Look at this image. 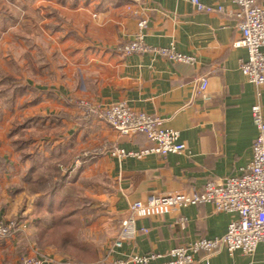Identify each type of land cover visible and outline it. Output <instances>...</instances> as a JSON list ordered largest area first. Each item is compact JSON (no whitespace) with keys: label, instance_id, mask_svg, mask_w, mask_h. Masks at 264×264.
Here are the masks:
<instances>
[{"label":"crops","instance_id":"crops-1","mask_svg":"<svg viewBox=\"0 0 264 264\" xmlns=\"http://www.w3.org/2000/svg\"><path fill=\"white\" fill-rule=\"evenodd\" d=\"M200 1L224 11L199 13L185 0H143L140 6L129 0H0V220L21 225L0 239V264L27 256L83 264L39 239L41 178L50 184L62 179V195L87 202L80 206V237L98 250L91 264L149 255L156 256L151 264H164L175 248L227 233L234 216L198 203L137 218L134 240L115 246L132 204L201 191L210 181L243 176L252 162L258 135L252 108L260 103L264 118V87L240 70L248 51L234 46L241 34L233 1ZM140 15L148 19L149 47L174 48L196 64L154 52L122 55L119 47L135 37ZM201 77L208 78L211 101L197 92ZM80 100L101 107L125 102L158 117L180 133L187 150L115 158L110 150L139 152L149 146L146 137L121 136L103 121L84 118ZM40 224L47 228L50 221ZM195 259L264 264V252L262 246L251 256L223 249Z\"/></svg>","mask_w":264,"mask_h":264},{"label":"built area","instance_id":"built-area-1","mask_svg":"<svg viewBox=\"0 0 264 264\" xmlns=\"http://www.w3.org/2000/svg\"><path fill=\"white\" fill-rule=\"evenodd\" d=\"M135 5L143 0H129ZM193 4L199 13L223 12L222 7L204 5L200 0H185ZM237 7L234 15L241 39L234 43L248 51L247 60L240 62V70L248 82L258 89L264 87V0H232ZM140 6V5H139ZM148 19L140 15L135 37L122 46L119 51L124 56L134 54H155L173 62L187 65L196 64V59L177 53L174 48L153 49L145 43ZM208 78L197 80V92L205 101H211L207 93ZM78 109L87 119H96L107 123L121 136L142 134L149 146L139 152H128L114 148L109 154L115 158H144L157 155L162 158L170 154H183L187 150L180 141V133L164 127V121L130 108L125 102L106 107L94 105L86 100L77 103ZM252 119L258 135L253 145V158L248 172L241 177L223 178L208 182L201 191L168 196H149L145 202H136L131 206V216L121 224V231L115 246L121 248L124 243L134 240L137 234L136 221L139 217L165 215L175 208H183L198 203L211 204L218 212L232 214L227 233L213 240L201 239L188 246L170 251L169 260L164 264H195L196 255L206 252L209 256L226 250L229 254L242 252L253 255L259 246L264 252V118L262 106L257 103L252 108ZM92 154V153H91ZM90 153L84 156L89 157ZM80 160H78L79 162ZM21 225L16 221L0 220V239H9L19 231ZM155 255L132 256L127 260L98 262L97 264H151ZM18 264H57L47 256H27Z\"/></svg>","mask_w":264,"mask_h":264},{"label":"trees","instance_id":"trees-1","mask_svg":"<svg viewBox=\"0 0 264 264\" xmlns=\"http://www.w3.org/2000/svg\"><path fill=\"white\" fill-rule=\"evenodd\" d=\"M62 185V179L53 184L43 178L39 180L38 187L43 190V194L36 200L39 239L45 246H53L79 263H94L98 256L95 248L80 237L84 211L77 199L60 193ZM47 219L50 226L45 228L40 223Z\"/></svg>","mask_w":264,"mask_h":264},{"label":"rangeland","instance_id":"rangeland-1","mask_svg":"<svg viewBox=\"0 0 264 264\" xmlns=\"http://www.w3.org/2000/svg\"><path fill=\"white\" fill-rule=\"evenodd\" d=\"M71 190V189H70ZM75 190V189H74ZM73 194V193H72ZM75 196V195H74ZM71 197H73V196H71ZM74 199H77V198H75V197H73ZM78 204H79V206H81V205H85V204H87V202H85L83 199H80L79 200V202H78ZM91 246H93V245H91ZM94 248H95V246H93ZM54 249H56L55 247H54ZM58 252H60L58 249H56ZM95 250H96V252H97V255H98V250H97V248H95ZM60 253H62V252H60ZM64 254H66V253H64ZM67 255V254H66ZM67 256H70L69 254L67 255Z\"/></svg>","mask_w":264,"mask_h":264}]
</instances>
